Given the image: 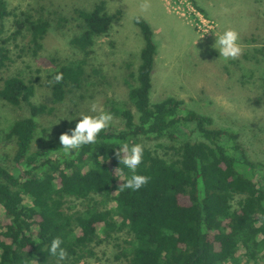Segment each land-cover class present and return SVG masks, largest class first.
<instances>
[{"label": "trees", "instance_id": "16d2710c", "mask_svg": "<svg viewBox=\"0 0 264 264\" xmlns=\"http://www.w3.org/2000/svg\"><path fill=\"white\" fill-rule=\"evenodd\" d=\"M120 13L108 14L104 0L90 11H76L82 32L72 45L83 56L68 63L51 60L45 83L50 103H63L86 84L94 38L108 35ZM10 16L15 30L4 37ZM133 21L144 46L137 72L129 74L135 82L128 91L132 108L108 101V112L122 120L123 129L109 126L95 144L55 158L60 146L31 152L37 119L52 109L32 103L35 87L22 76L2 82L0 99L14 108L25 105L30 116L16 120L5 135L15 145L17 173L0 165V264H77L94 255L90 246L116 241L120 234L126 238L116 259L125 264H242L243 258L244 264H264V165L249 161L239 134L217 127L183 101L151 103L157 48L150 24L142 17ZM48 28L45 20L14 15L0 0V70L10 60L8 43L27 31L36 56ZM58 72L63 78L56 83ZM141 139L158 144L144 146L137 171L150 179L133 191L121 187L129 172L116 148ZM71 201L82 208L70 212ZM56 237L68 253L62 261L49 252Z\"/></svg>", "mask_w": 264, "mask_h": 264}, {"label": "rangeland", "instance_id": "374dc122", "mask_svg": "<svg viewBox=\"0 0 264 264\" xmlns=\"http://www.w3.org/2000/svg\"><path fill=\"white\" fill-rule=\"evenodd\" d=\"M6 1L14 15L21 16L24 12L49 24L42 49L36 56L29 44V33L24 31L8 43L10 60L0 70V87L6 78L20 75L35 87L32 103H46L52 109L37 119L39 127L31 152L61 147L60 135L74 128L81 114L108 112V101L132 108L128 91L135 82L129 74L137 72L144 46L141 31L133 20L142 17L154 28L155 45L158 53L162 51V60L157 61L158 55L155 57L151 73V103L170 97L183 101L185 108L211 117L217 127L239 134L249 161L264 165V53L257 52L264 50V0H197L199 3L191 0L212 26L207 38H202L183 19L167 12L163 0H104L107 13L113 15L120 11L121 18L114 21L108 35L94 38L92 54L85 65L86 84L57 105L49 102L50 90L45 86L46 77L52 71L51 60L68 63L82 59V52L72 45V40L82 32L76 11H90L100 0ZM226 28L239 33L242 49L237 58L228 61L219 58L213 47L215 35ZM4 29V37L14 32L13 16L5 20ZM93 104L97 106L96 113L90 111ZM29 116L25 105L14 108L0 99V165L12 173H17L13 161L15 145L5 135L16 120ZM110 126L121 130L123 122L113 117ZM140 142L148 148H156L158 144L147 139ZM54 153L53 158L62 150ZM24 204H30L28 197ZM68 206L74 212L83 205L71 201ZM118 237L116 241L106 240L90 246L94 255H87L77 264H125L124 259L117 260L116 256L118 245L126 235ZM241 252L244 253L243 248ZM246 261L243 258L242 264Z\"/></svg>", "mask_w": 264, "mask_h": 264}, {"label": "clouds", "instance_id": "9594fccd", "mask_svg": "<svg viewBox=\"0 0 264 264\" xmlns=\"http://www.w3.org/2000/svg\"><path fill=\"white\" fill-rule=\"evenodd\" d=\"M213 47L218 51L219 58H222L224 61L235 59L241 54L242 50L240 35L236 30L226 28L219 35H215ZM62 78L63 74L58 72L54 75L53 80L59 83ZM90 111L92 113L97 112L96 104L92 105ZM112 120L113 115L105 111H101L96 115L81 114L75 127L60 135L59 140L62 146L59 149L64 154H69L78 151L85 145L95 144L99 134L110 126ZM116 149V155L119 158L120 164L122 163L129 172L128 178L123 181L121 187L133 191L139 190L150 179V177L141 175L137 171L144 158V146L140 143L131 145L123 143ZM62 244V239L56 237L51 241L49 247L50 254L61 261L68 255L67 250L62 247Z\"/></svg>", "mask_w": 264, "mask_h": 264}, {"label": "built area", "instance_id": "2783aa9c", "mask_svg": "<svg viewBox=\"0 0 264 264\" xmlns=\"http://www.w3.org/2000/svg\"><path fill=\"white\" fill-rule=\"evenodd\" d=\"M163 3L167 12L183 19L202 38H207V33L212 26L207 20L202 18L197 9L194 8L191 0H163Z\"/></svg>", "mask_w": 264, "mask_h": 264}, {"label": "crops", "instance_id": "0c3cea01", "mask_svg": "<svg viewBox=\"0 0 264 264\" xmlns=\"http://www.w3.org/2000/svg\"><path fill=\"white\" fill-rule=\"evenodd\" d=\"M197 1V0H196ZM198 2V1H197ZM199 3V2H198ZM200 6H202V3L201 4H199ZM203 7V6H202ZM167 13V12H166ZM169 15V14H168ZM152 28V27H151ZM154 29V28H153ZM153 29H152V31H153ZM153 35H154V32H153ZM157 48V47H156ZM161 53H162V51L160 52L159 51V53H158V49H156V56L158 55V60L157 61H159V60H162L161 59V57H162V55H161ZM155 56V57H156Z\"/></svg>", "mask_w": 264, "mask_h": 264}]
</instances>
